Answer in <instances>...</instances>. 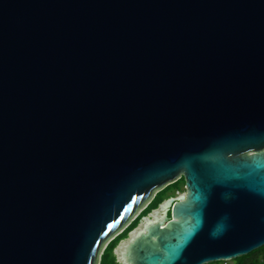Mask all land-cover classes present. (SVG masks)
<instances>
[{"label": "water", "instance_id": "1", "mask_svg": "<svg viewBox=\"0 0 264 264\" xmlns=\"http://www.w3.org/2000/svg\"><path fill=\"white\" fill-rule=\"evenodd\" d=\"M182 177L116 261L264 246V0H0V264H100Z\"/></svg>", "mask_w": 264, "mask_h": 264}, {"label": "trees", "instance_id": "2", "mask_svg": "<svg viewBox=\"0 0 264 264\" xmlns=\"http://www.w3.org/2000/svg\"><path fill=\"white\" fill-rule=\"evenodd\" d=\"M183 185H185V180L182 177L178 181H175L162 190H160L154 199L147 205L144 211L138 216L131 225L125 228L119 235L114 237L111 241H109L108 246L105 248L104 252L102 253L100 264H119L116 261V258L113 254V250L122 240H125L129 237L130 233L137 229L140 225V221L144 216H147L153 210L160 207V205L170 197L175 196L177 191L183 189ZM171 215V213H170ZM264 264V246L245 255L239 257L233 261L229 262H213L209 264Z\"/></svg>", "mask_w": 264, "mask_h": 264}, {"label": "rangeland", "instance_id": "3", "mask_svg": "<svg viewBox=\"0 0 264 264\" xmlns=\"http://www.w3.org/2000/svg\"><path fill=\"white\" fill-rule=\"evenodd\" d=\"M159 191H160V190H159ZM159 191H158V192H159ZM158 192H157V193H158ZM157 193H156V194H157ZM185 194H186V187H185V185H183V189L180 190V191H177L176 194H175V196H173V197L178 198V197H180L181 195H184V196H185ZM146 207H147V206H146ZM146 207H145V208H146ZM145 208H144V209H145ZM163 208H164V206H160V207L158 208V210H156V211H154L153 213L149 214V216H150V217H152V216H153V217H154V216H158L159 213L162 211ZM143 211H144V210H143ZM143 211H142V212H143ZM142 212H141V213H142ZM141 213H140L138 216H140ZM138 216H137V217H138ZM137 217H136V218H137ZM136 218H135V219H136ZM135 219H134V220H135ZM134 220H133V221H134ZM133 221H132V223H133ZM132 223H131V224H132ZM131 224H130V225H131ZM140 228H141V226H140ZM124 230H125V229H124ZM124 230H123V231H124ZM111 240H112V239H111ZM111 240H110V241H111ZM108 244H109V243H108ZM108 244H107V246H108ZM107 246H106V247H107ZM106 247H105V248H106ZM104 250H105V249H104ZM103 252H104V251H103ZM117 261H118L119 264H125V263H123L121 260H117ZM230 262H231V261H230ZM225 264H226V263H225Z\"/></svg>", "mask_w": 264, "mask_h": 264}]
</instances>
